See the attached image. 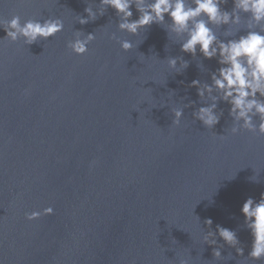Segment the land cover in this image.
<instances>
[{
    "label": "water",
    "instance_id": "water-1",
    "mask_svg": "<svg viewBox=\"0 0 264 264\" xmlns=\"http://www.w3.org/2000/svg\"><path fill=\"white\" fill-rule=\"evenodd\" d=\"M99 2L0 0L5 21L64 23L31 46L0 40V264H264L247 259L252 238L240 211L264 193V136L232 135L224 102L211 130L192 115L204 105L191 82L211 83L217 60L182 52L160 25L120 32L111 8L79 24ZM246 22L242 16L236 38ZM214 30L226 39L225 28ZM76 32L95 35L82 56L67 47ZM170 58L187 69H170ZM48 207L52 215L25 218ZM217 225L236 231L243 256L218 235L216 245L203 243Z\"/></svg>",
    "mask_w": 264,
    "mask_h": 264
},
{
    "label": "clouds",
    "instance_id": "clouds-1",
    "mask_svg": "<svg viewBox=\"0 0 264 264\" xmlns=\"http://www.w3.org/2000/svg\"><path fill=\"white\" fill-rule=\"evenodd\" d=\"M228 0H100L96 11L89 4L85 8L86 17L78 16L77 22L85 25L94 22L98 16H103L108 8L115 11L119 18L117 29L131 36H138L141 30L153 24L162 26L170 35L175 37L181 51L197 55V49L204 59H216L219 68L211 73V83H201L193 80L190 87L197 89L200 102L204 105L193 112L194 120L199 121L205 128L213 129L219 124L223 110L217 111L218 104L224 102L230 106L229 116L233 120L230 129L232 135L240 131H247L264 136V0H232L231 11L223 10ZM139 13L137 19L132 20V7ZM242 16L247 17L243 31L240 25ZM165 17L170 23L166 22ZM0 28L6 36L0 40L12 43L23 40L28 46L47 41L64 29V23L58 18L43 20L28 19L21 23L18 15L5 21L0 18ZM225 28L221 40L214 29ZM95 35L76 32L75 39L67 44L72 53L82 56L88 51V45L94 41ZM111 39L116 40L113 34ZM124 52L133 48L131 41H117ZM177 58L168 59V67L177 73L188 67V62ZM203 70V65H198ZM25 94H28L26 90ZM190 105H185L188 107ZM173 124L179 126L183 117V108L172 110ZM259 118L258 126L254 118ZM223 139V135L220 136ZM254 179V178H253ZM53 208H45L42 212L33 211L26 214L28 221L38 220L42 215H52ZM241 214L244 217L243 226L249 230L252 243L248 253V260H264V193L259 201L249 197L242 205ZM209 218L205 224L211 228ZM219 236L229 247L235 248L239 256H243L244 249L236 231L216 226V231H208L203 235V243L216 245ZM213 257L221 258L220 248H213ZM180 264H187L181 260Z\"/></svg>",
    "mask_w": 264,
    "mask_h": 264
}]
</instances>
